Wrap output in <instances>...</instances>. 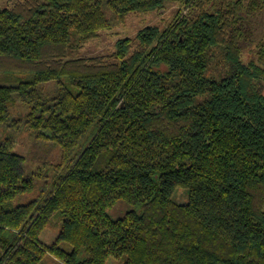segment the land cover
<instances>
[{
	"label": "trees",
	"instance_id": "trees-1",
	"mask_svg": "<svg viewBox=\"0 0 264 264\" xmlns=\"http://www.w3.org/2000/svg\"><path fill=\"white\" fill-rule=\"evenodd\" d=\"M168 3L180 8L167 29L145 27L108 56L80 55L101 31ZM263 8L0 2V264H264V39L248 62L241 45L243 22ZM50 83L51 97L41 90ZM14 94L23 120L10 112ZM7 128L57 149L56 164L26 172ZM51 172L47 195L19 200ZM177 189L188 192L183 204ZM54 218L57 238L43 245Z\"/></svg>",
	"mask_w": 264,
	"mask_h": 264
},
{
	"label": "rangeland",
	"instance_id": "rangeland-1",
	"mask_svg": "<svg viewBox=\"0 0 264 264\" xmlns=\"http://www.w3.org/2000/svg\"><path fill=\"white\" fill-rule=\"evenodd\" d=\"M19 0H0L2 5L12 6ZM180 6L178 4L168 3L162 9L153 11L148 14L133 13L130 14L123 23L112 27L109 30L101 31L97 38L91 40L85 44L80 51V55L85 58H91L96 56H108L115 51L116 42L120 39L129 38L135 41L137 33L145 27L154 26L160 30L167 29L174 21ZM191 12L183 10V14L188 15ZM244 29L247 31V39L242 42L243 48V60L248 62L252 58L254 59V47L257 46L264 39V8L251 14L247 20L243 22ZM137 43L134 42L133 49H135ZM214 69V68H213ZM212 72V69H211ZM208 73L209 76H213L215 72ZM43 94L51 97L55 92L54 83L43 85L41 88ZM264 91V85L263 89ZM14 104L10 108V112L19 116L20 120H23V115L26 113L25 105L20 101L16 94L13 95ZM15 131V133H13ZM3 134L10 133L15 141V151L25 157V170L28 173L38 171L40 168L50 167L48 164L54 163L59 159L60 152L57 149L47 150L44 145L36 144L29 131L24 129L11 130L6 129L2 131ZM39 172V171H38ZM53 177V173H50L48 178H42L37 181L33 194L24 195L20 197L21 202H27L33 198L40 199L47 195L49 189V183ZM186 190L177 189L174 192L173 199L175 202L183 204L187 201ZM60 222L57 219H53L40 234L39 238L43 245H51L55 242ZM65 251H70L71 246L67 243L60 245ZM45 262L47 264H60L52 256H47ZM107 264H120L116 260L110 259Z\"/></svg>",
	"mask_w": 264,
	"mask_h": 264
},
{
	"label": "crops",
	"instance_id": "crops-1",
	"mask_svg": "<svg viewBox=\"0 0 264 264\" xmlns=\"http://www.w3.org/2000/svg\"><path fill=\"white\" fill-rule=\"evenodd\" d=\"M263 93H264V91H263Z\"/></svg>",
	"mask_w": 264,
	"mask_h": 264
}]
</instances>
